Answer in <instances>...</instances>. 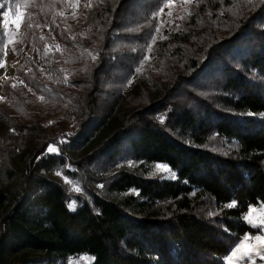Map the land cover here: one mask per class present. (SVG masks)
Masks as SVG:
<instances>
[{
	"label": "trees",
	"instance_id": "trees-1",
	"mask_svg": "<svg viewBox=\"0 0 264 264\" xmlns=\"http://www.w3.org/2000/svg\"><path fill=\"white\" fill-rule=\"evenodd\" d=\"M64 1L11 4L26 9L22 53L61 48L45 57L49 77L28 56L15 70L23 85L1 86L0 173L14 189H0V264L78 255L92 256L89 264H224L255 231L244 219L249 207L264 205V0H197L156 71L129 85L163 0H106L94 63L64 30L40 33ZM3 37L0 29V62ZM53 116L71 126L63 135L84 162L162 163L174 178L120 169L107 187L117 199L91 192L71 208L52 176L69 158L46 153L54 138L40 139V121ZM25 251L36 255L11 260Z\"/></svg>",
	"mask_w": 264,
	"mask_h": 264
},
{
	"label": "rangeland",
	"instance_id": "rangeland-1",
	"mask_svg": "<svg viewBox=\"0 0 264 264\" xmlns=\"http://www.w3.org/2000/svg\"><path fill=\"white\" fill-rule=\"evenodd\" d=\"M106 0H65L64 6L56 9L48 23L40 33L47 31L49 34L57 28L64 30L72 44L77 48L79 55L89 62H97L103 48L94 45L95 33L100 29V14ZM197 0H163L159 8L152 14L155 22L154 32L151 40L147 43L143 56L133 70V74L127 80V85L137 81L146 73L156 71L161 53L165 47L173 40L175 34L180 33L183 25L191 16L192 6L197 4ZM12 0L0 1V29L3 32V57L0 62V103L3 99L1 86L7 79L15 85H23L15 70L25 57H33L38 62L42 75L49 77L46 70V55L53 49L59 50L61 47L54 42L44 44L42 50H33L31 45L22 53L23 43L21 33L23 31L22 21L26 14V9L21 5L11 7ZM41 29V28H40ZM101 32V31H100ZM117 31H115L116 34ZM91 45L92 47H89ZM112 61V60H111ZM63 70V69H62ZM64 79L70 82L71 77L64 71ZM56 116L43 118L40 127L44 133L41 140L46 137L54 138L55 144H49L46 153H58L67 156L68 163L64 167L55 169L52 176L64 184L70 199L69 206L73 208L79 200H89L91 192L108 199H117L119 196L109 192L107 189L112 176L120 169L141 172L145 177L174 178V172L162 163H151L139 166L130 159L117 160L110 166H94L84 162L80 157L82 147L72 146L67 143L64 132L70 131L69 125L60 126ZM68 144V145H67ZM66 145V152L61 151V146ZM17 159L20 165L25 161ZM65 169L71 174H65ZM0 189L10 192L14 189V179L0 173ZM129 190L128 192H132ZM245 221L254 228V233H245L233 245L230 253L224 258V264H264V205L258 204L249 207L244 216ZM35 253L25 251L11 258L12 261L18 259L32 260ZM92 256L78 255L67 257L57 264H89Z\"/></svg>",
	"mask_w": 264,
	"mask_h": 264
}]
</instances>
